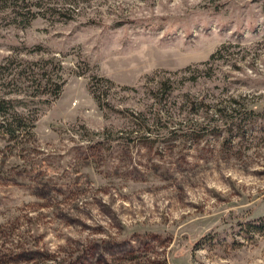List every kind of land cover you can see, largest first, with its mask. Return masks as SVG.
Listing matches in <instances>:
<instances>
[{
    "label": "rangeland",
    "instance_id": "374dc122",
    "mask_svg": "<svg viewBox=\"0 0 264 264\" xmlns=\"http://www.w3.org/2000/svg\"><path fill=\"white\" fill-rule=\"evenodd\" d=\"M32 1L27 27L0 11V94L33 112L38 59L65 83L29 136L0 138V264H264L242 230L264 217V124L227 144L216 114L264 108V0Z\"/></svg>",
    "mask_w": 264,
    "mask_h": 264
},
{
    "label": "trees",
    "instance_id": "16d2710c",
    "mask_svg": "<svg viewBox=\"0 0 264 264\" xmlns=\"http://www.w3.org/2000/svg\"><path fill=\"white\" fill-rule=\"evenodd\" d=\"M23 1V0H21ZM29 4L26 7L38 6L37 2L29 0ZM20 3L18 0H0V11L11 10L16 17L12 18V23H17L21 27H27L33 20L38 16V11L30 12L28 9L25 11L17 7ZM19 18V19H16ZM17 20V21H16ZM28 49L27 47H23ZM24 49V50H25ZM36 52L39 51V47H31L28 51ZM216 55L212 54L210 58H214ZM33 64V73H32V83L33 91L29 97L33 98V112L29 107L28 100H26V95H17L18 92H23L21 90L12 89L8 93L0 94V138H3L8 141H16L18 139H24L26 136H29L37 120V114L39 109L44 106H47L48 103L57 99L60 95L63 86L64 78L62 76L63 66L59 60L52 58L48 59H38L32 61ZM8 65L0 64V76L6 71ZM189 70V68H187ZM196 70L190 71V75L194 78L199 76L195 73ZM27 70H21L15 74L14 81L18 84L23 79L26 80ZM95 80H91V86L89 90L94 97L97 98L98 90L96 87V80L100 76L96 75ZM206 77L208 73L206 72ZM198 77H196L197 79ZM93 79V78H92ZM104 79H99L97 81L101 82ZM98 84V83H97ZM163 93L166 97L170 96V93L174 90L173 85L167 81L161 82ZM17 95V96H16ZM156 102H160L159 98L155 99ZM244 98L239 97L234 99L231 105V108L226 107L219 108L216 113L221 118H225L223 129L218 130V136L224 132V142L229 144L230 139L233 137H246L248 131L253 128L255 125L262 126L264 124V108L262 110L255 111L253 108H250V103L248 101L243 102ZM203 101L200 103V108L205 109L206 105H202ZM207 113V110H204ZM160 111H156V116H160ZM208 115V114H206ZM206 117V116H205ZM212 130V129H211ZM209 128V125H200L197 126L196 134H200L198 138L209 136L213 134ZM225 143V144H226ZM242 230L245 234L249 232H257L264 235V217L257 218L243 224ZM6 251L0 246V259L3 258Z\"/></svg>",
    "mask_w": 264,
    "mask_h": 264
}]
</instances>
